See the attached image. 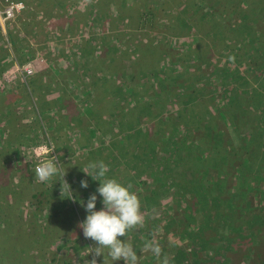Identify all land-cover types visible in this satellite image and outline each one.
<instances>
[{"label":"rangeland","instance_id":"374dc122","mask_svg":"<svg viewBox=\"0 0 264 264\" xmlns=\"http://www.w3.org/2000/svg\"><path fill=\"white\" fill-rule=\"evenodd\" d=\"M262 1L0 0V264L92 258L95 242L78 227L86 212L68 199V186L34 180L52 155L77 199L86 202L99 183L81 170L89 161L132 185L144 216L128 236L137 250L152 239L169 264H264V169L240 182L244 154L231 151L230 191L217 208L206 199L217 167L185 189L177 174L185 166L175 163L181 142L204 160L221 156L209 142L208 114L223 146L237 150V135L260 124ZM234 95L235 108L221 114ZM229 113L242 116L239 132ZM136 132L157 144L152 161L136 159ZM140 264L158 261L145 252Z\"/></svg>","mask_w":264,"mask_h":264},{"label":"clouds","instance_id":"9594fccd","mask_svg":"<svg viewBox=\"0 0 264 264\" xmlns=\"http://www.w3.org/2000/svg\"><path fill=\"white\" fill-rule=\"evenodd\" d=\"M81 170L93 181L99 182L86 202L72 195L70 185L64 181L66 171L63 164L58 163L54 155L38 162L34 169V180L48 182L55 178L56 182L61 183V191L66 184L71 194L68 199L76 200L85 209L86 217L78 227L85 239L95 242L88 253L92 256L87 260L88 264H97V258H102V264H108V260L112 264L118 261L123 264H140L145 252L158 261V264H169L168 257L162 255L161 246L154 240H145L139 250L128 240L129 234L144 224L141 202L131 190L132 185L107 177L108 166L102 160L89 161ZM80 186L87 188L88 180L82 179ZM98 198L102 205L99 210Z\"/></svg>","mask_w":264,"mask_h":264},{"label":"trees","instance_id":"16d2710c","mask_svg":"<svg viewBox=\"0 0 264 264\" xmlns=\"http://www.w3.org/2000/svg\"><path fill=\"white\" fill-rule=\"evenodd\" d=\"M253 22H256V21L253 20ZM260 57H263L262 60L264 61V55ZM262 76L263 77H261L260 80L264 79V71L262 72ZM236 99L237 98L234 95L231 99L229 109L228 110L225 109L223 112H220V113L225 115L230 110L232 111L233 108H235L234 103ZM259 104H261V101H259ZM212 119H213L212 114L210 115L208 114L204 118V125H206L207 133L211 139L209 140V142L211 145L215 147V149H219L218 151H222L225 154L222 155V152H221L220 157L218 156L211 157V158H207L204 160L203 153H200L199 155L196 154V152H198V148L192 145H188L187 142H181L178 145H176V148L178 149L176 151V155L179 160H177L175 163L179 164L181 162L182 167L185 166L183 169L181 168V170H177V174L180 175L179 177L180 180H178V183L180 186H182L185 189H188L190 186L194 187L192 182L197 178V176L204 173L205 171L204 169L208 167V165L212 164L214 168L217 167L216 168L217 180L214 183V189L212 191L208 190L206 199H207V203H208V200H213L215 207L219 208L222 205V201H225V203L227 202L226 197L223 199V192L226 195V193L230 191L227 187V185L229 184V175L226 172L225 167L231 161V157H232L230 156L232 153L231 151L233 150L238 151V156L241 155L239 152H243L242 155L244 154L241 157V163H242L241 166L243 169L242 168L239 169L240 175H241L239 177L240 182L246 183V181L249 180L248 178L245 179L243 176L245 175L244 172L246 171L254 172V175H256V178H259V177L262 178L261 170L264 169V114L260 117V124L257 125L256 127H253L251 131H249L248 134H245V135L240 134L239 136L237 135V138L240 141L239 150H237V148L234 146H229V145L228 147L226 145L223 146V138L225 136L221 130H216L212 128V126L210 125ZM224 119H226V121L227 120L230 121L231 122L230 124L235 129H238V132L240 130L239 126H236L238 124V121H241V123L244 122L242 120L241 115H240V118L236 117L235 119L234 117L230 115V113H229V116L227 115V118H224ZM120 123L122 124V128H124L123 122L120 121ZM129 128H131V126ZM215 132H217L216 135H215ZM140 135H141V132H136V136H132L138 142L137 146L140 149V153L137 152L136 154V159L143 161V158H144L146 161L150 162L152 161L150 155L154 156L157 144L151 143L150 140L145 141V140L140 139ZM136 138H138L139 140H137ZM143 144L144 145L147 144L149 148L148 147L145 148ZM145 150L147 151V153L145 152L143 154ZM205 190H207L206 187H205ZM227 205L233 207L232 202L230 200L227 203ZM221 218L224 220H227V216L223 215V217ZM194 221H196V219ZM195 235L196 234H190V236L193 238ZM202 245L204 247V244Z\"/></svg>","mask_w":264,"mask_h":264},{"label":"built area","instance_id":"2783aa9c","mask_svg":"<svg viewBox=\"0 0 264 264\" xmlns=\"http://www.w3.org/2000/svg\"><path fill=\"white\" fill-rule=\"evenodd\" d=\"M8 13H10V11Z\"/></svg>","mask_w":264,"mask_h":264}]
</instances>
